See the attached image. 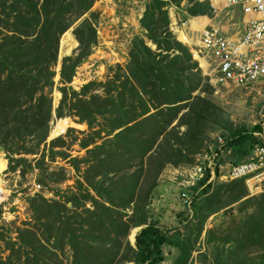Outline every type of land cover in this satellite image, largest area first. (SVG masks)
<instances>
[{"label": "trees", "instance_id": "16d2710c", "mask_svg": "<svg viewBox=\"0 0 264 264\" xmlns=\"http://www.w3.org/2000/svg\"><path fill=\"white\" fill-rule=\"evenodd\" d=\"M97 1L0 0V152L7 155L10 172L24 176L41 170L57 185L66 180L63 172H48L44 152L35 164L22 156L46 145L57 75L62 98L56 118L73 117L92 130V137L80 144L86 158L69 159L59 152L76 167L88 166L78 190L66 200L57 193L47 199L45 192L28 198L32 220L16 227L14 240L5 236L6 224L0 222V242L8 253L0 264H66L61 259L66 250L70 264H161L164 247L178 252L173 264H188L206 221L219 212L221 225L206 230L210 255L200 252L198 258L205 264H264V192L248 197L242 179L202 182L190 190L192 213L187 210L181 229L163 230L147 209L164 169L192 164L213 131L228 134L222 135L235 165L261 143L254 135L262 133L261 126L235 127L209 98L214 86L170 30L168 9L183 0H148L129 61L122 73L117 66L114 76L98 84L103 94L93 93L96 82L79 91L70 86L97 44ZM206 8L195 2L187 12L204 15ZM72 27L77 52L63 58L57 72L60 40ZM63 39L62 54H68L76 42L69 34ZM48 146L54 154L65 141ZM235 204L238 215L232 211ZM249 208L253 211L247 213ZM138 228L132 245L129 236Z\"/></svg>", "mask_w": 264, "mask_h": 264}, {"label": "rangeland", "instance_id": "374dc122", "mask_svg": "<svg viewBox=\"0 0 264 264\" xmlns=\"http://www.w3.org/2000/svg\"><path fill=\"white\" fill-rule=\"evenodd\" d=\"M100 4V0H98ZM97 1V2H98ZM97 2L95 3L94 7L96 6ZM105 3V2H104ZM108 6H104V9L101 8V10L94 9V11L99 12V17L97 19V44L95 45V48L91 55L88 57V59L80 66L79 68H83L82 76L80 77V81H87L89 82H96L97 85L94 87L93 93L95 94H103V88L102 86H99L98 84L105 83L109 78L114 76V74L117 71V66H121V72H123V69L126 64L129 61V48L130 44L133 40V38L136 35H139L141 33L139 20L140 18H136L135 21L138 22V31L135 32V25L132 26V22H134V16H130V12L133 15L138 14V10L142 8V4H140V0H111V2L107 3ZM171 8L168 9V13L170 14ZM110 12V13H109ZM111 14V15H108ZM116 15L117 18H113V16ZM136 17V16H135ZM75 27H72L70 30H68V33L70 37L76 42V45L71 49L70 53L68 54H62V50H60L59 47V55H58V66L56 67V71L59 72L60 66H61V60L65 57L71 56L78 47V42L76 41L73 30ZM173 31V30H172ZM108 32V33H107ZM173 33L178 36V40L185 43L186 41L183 40L182 35ZM63 40V36L60 40V42ZM63 42V41H62ZM61 46V45H60ZM108 46V48L106 47ZM188 47V46H187ZM62 48V47H61ZM154 49V48H153ZM190 50V48L188 47ZM191 52V50H190ZM90 59V60H89ZM103 61L106 64L103 66V68L100 70L97 66L100 65L97 61ZM195 60V59H194ZM200 71L202 76L208 77L209 83H211V74L205 73V63L203 65L202 61L200 59ZM88 61L89 68L83 67L84 64ZM58 80L59 75H57V78H55V85L51 92V98H52V105H53V120L50 123V126L52 128V124L55 122L56 118V109L59 106L60 100L62 98L61 93L58 91ZM77 81V80H76ZM264 82V81H263ZM83 83L81 87H78L76 91H79L85 84ZM213 86V85H212ZM74 87H77V84L74 85ZM75 90V89H74ZM217 94L212 93V95L209 96V98L215 102L220 108L224 111V114L226 118H228L229 121L232 122V124L235 125V127L239 126H245L246 128H254L255 126H261L262 128V134L264 136V84L255 86L253 89H244V88H236V87H216ZM64 118H70L73 123H71L72 127L81 128L82 125L74 124L77 122L76 118L73 117H62L60 118V122H58V125L55 127V131L53 128L50 130V133L46 140V145H41L39 148V151L37 154L32 155H22L24 158L29 160L32 164H35V161H37L41 153L44 152L46 155L45 160V167L48 168V172H63L65 174L66 181L76 178L74 181V185L70 187H63L61 185H57L55 181H52V179L48 178L47 175H43V172L41 170L34 171L31 173V171H26L25 175L22 176L20 173L14 174L11 173V169H9L8 163L9 160L7 159V155L3 152H0V173L7 168L9 175L7 178H5L6 187L10 191V196L8 197V201L6 202L8 209L11 207H14L13 203L19 198L20 205L24 207L21 213V216L23 214H26V219H29L30 221H23L22 217H16L13 218V220H10L8 222H4L6 225L5 229V236L11 237L12 240L16 238V235L14 234L16 227L20 226L22 223H28L31 222L32 216L30 212H28V198L25 194L27 193V189L29 186V183H31L33 180L37 181V183H41V179L46 181V184H44V192L47 195L54 196L56 193L61 197V199L66 200L68 196L76 192L78 190V180H83V173L87 169L86 164H78V167L74 164V162L70 161L71 158H77L82 159L86 158V150L82 149L81 142L84 140H87L88 138L92 137V130L86 126V128L76 129L75 131L68 132L67 137L65 138V146L63 148L56 147L53 149L54 154H51L49 151L48 144L57 139L62 138H56L53 139L52 134L56 135L60 133L61 130H64L67 126V119ZM70 125V124H69ZM97 129V127H96ZM181 132H183L184 128L181 127L179 129ZM212 133V132H211ZM214 134H224L227 136L228 134L225 132V130L218 129L216 131H213ZM48 139H51L50 141ZM102 141H99L98 144H100ZM91 148V147H90ZM66 152L68 153L69 159L65 160L59 155V152ZM68 167H73V171L68 169ZM22 167H19V171ZM18 171V172H19ZM159 179L157 182V187L155 188L150 204L148 205L147 209L149 211V215L151 219L157 220L160 222V227L163 230L172 231L175 228H182L183 225H185V218L188 215V211L184 209L181 206V202L179 201L178 197L174 194H169V197H165L160 199L158 194V189L160 188ZM46 185V186H45ZM249 194V193H248ZM257 196V195H256ZM250 197V196H248ZM163 200V201H162ZM168 205V207H166ZM233 213L238 215V210L236 207V204L233 205ZM166 207V209H163ZM253 209L249 208L246 212L250 213ZM190 213L192 211L190 210ZM191 215V214H190ZM24 218V216H23ZM11 219V218H10ZM224 220V216L222 212L216 213L208 218L205 225V230L202 233V236L196 245V249L192 254V257L190 259V262L188 264H205L204 260L201 258L199 259L198 256L200 252H208L210 255L211 249L210 246L208 247L206 244V230H209L211 228H218L221 223ZM139 231V230H136ZM135 230L132 231V233L129 236V241L133 245V234H137ZM132 236V238H131ZM7 251L5 250V246L3 242H0V258H6ZM60 254V253H58ZM164 254L166 256V260L162 262L161 264H173L174 259L178 256V252L171 248V247H164ZM61 259L64 260L66 264H70L72 257L71 252L68 250L65 251V254H61Z\"/></svg>", "mask_w": 264, "mask_h": 264}, {"label": "built area", "instance_id": "2783aa9c", "mask_svg": "<svg viewBox=\"0 0 264 264\" xmlns=\"http://www.w3.org/2000/svg\"><path fill=\"white\" fill-rule=\"evenodd\" d=\"M228 4L240 6L241 10L250 15L241 36L228 38L218 29L210 28L205 31L202 42L191 53L193 58L209 60L211 68V83L216 87H236L253 89L258 83L264 81V0H227ZM82 69L78 68L70 86L73 89L81 87L86 81L79 82ZM77 80V81H76ZM77 84V87L74 85ZM67 126L61 130L57 137H63L70 129L69 118ZM60 119H55L52 128L57 126ZM51 128V129H52ZM261 139L251 156L244 162L235 165L232 163L231 149L222 134H211L204 143L203 149L195 156L190 165L169 167L166 178L179 189V198L187 210H191V191L202 182L206 185L228 183L235 180H244L249 196L253 197L264 192V136L255 133ZM9 175L5 168L0 173V222H8L20 217L24 207L20 205L19 198L13 203L14 207L8 209L6 202L10 191L6 187L5 178ZM200 190V188H199ZM44 192V186L33 180L29 183L26 197H34ZM24 216V218H23ZM23 221L26 214H23ZM11 218V219H10Z\"/></svg>", "mask_w": 264, "mask_h": 264}, {"label": "crops", "instance_id": "0c3cea01", "mask_svg": "<svg viewBox=\"0 0 264 264\" xmlns=\"http://www.w3.org/2000/svg\"><path fill=\"white\" fill-rule=\"evenodd\" d=\"M108 2H111V0H100V4H98L99 3V1H98L96 6L94 7V9L95 8L98 10H101V8L104 9L105 5L108 6L107 5ZM147 2H148V0H140V4H142V8L140 10H138V14L133 15L130 12V16H132V17L134 16V18H132V19H134V22H132V26L135 25V32L138 31V22L135 21V19L136 18H138V19L142 18L143 13L145 11V5ZM195 2L205 3V5L207 6L206 9L208 10L206 12V14L197 15V16H190L188 14V12H187L188 7H192V5ZM170 8H171L170 14H169L170 30L172 31V29H173L172 27L176 26L179 29V31L182 32L183 40L184 41L187 40V42H185V43L182 42V43L184 45L188 46L191 51L201 44L202 39H203V35H204L206 30L213 27V28L218 29L224 36L234 39V38L241 36L244 29L246 28L247 22L250 19V15L245 14L241 10L240 6L230 5V4H228L227 0H183L181 2L180 6H171ZM109 13H108V15H111ZM113 18H117L116 15H114ZM172 33H173V31H172ZM175 36L178 38L177 34ZM106 47L108 48V46H106ZM203 61H204V59H203ZM97 62L100 63V65L97 66L98 68H100V70L106 64V62L104 63L101 60L97 61ZM208 62H209L208 59L204 61V63H205V70L204 71L206 74H211V68H209ZM83 67L84 68L90 67L88 65V61L84 64ZM80 69L83 70L82 67ZM85 83H87V81ZM262 84H264L263 81L258 83L256 86H259ZM71 123H73V122L70 119L69 120L70 129L68 130V132L71 131V129H73V128L74 129L72 131H75L76 129H81L83 131L82 128H86V126H87L85 123L80 124V123L76 122L74 124L82 125L81 128H76V127H72ZM67 134L63 137L55 136V137H53V139L62 138L65 140V138L67 137ZM48 140L50 141L51 139H48ZM46 161H47V159H46ZM169 167L170 166H167L159 177V181H160L159 182L160 188L158 189L159 198L162 199L165 197H169L168 196L169 194H171V195L174 194L178 197L179 201L181 202V206L187 210V208L184 206L183 202L179 198V189L174 184H172L165 176V172ZM68 169L73 171V167L72 168L68 167ZM75 179L76 178H72L68 181L65 180L64 183L61 184V186L65 187V188L66 187L71 188L74 185V181H76ZM45 197L47 199H49L52 196L45 194ZM166 207H168V205H166ZM166 207H164L163 209H166ZM137 230H140V228H138ZM137 232H139V231H137Z\"/></svg>", "mask_w": 264, "mask_h": 264}, {"label": "bare ground", "instance_id": "6f19581e", "mask_svg": "<svg viewBox=\"0 0 264 264\" xmlns=\"http://www.w3.org/2000/svg\"><path fill=\"white\" fill-rule=\"evenodd\" d=\"M69 33L68 32H66L65 33V35L63 36V38H65L67 35H68ZM63 43H64V39H63V42L61 41V46H60V50H62V48L61 47H63ZM134 235V234H133ZM132 235V236H133ZM132 236H131V238H132Z\"/></svg>", "mask_w": 264, "mask_h": 264}, {"label": "water", "instance_id": "95a60500", "mask_svg": "<svg viewBox=\"0 0 264 264\" xmlns=\"http://www.w3.org/2000/svg\"><path fill=\"white\" fill-rule=\"evenodd\" d=\"M136 230H137V229H136ZM136 230H135V231H136ZM136 232H137V231H136ZM136 232H135V233H136ZM135 235H136V234L133 235V240H132V241H133V244L135 243Z\"/></svg>", "mask_w": 264, "mask_h": 264}]
</instances>
